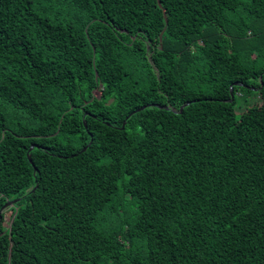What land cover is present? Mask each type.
<instances>
[{
	"label": "trees",
	"instance_id": "obj_1",
	"mask_svg": "<svg viewBox=\"0 0 264 264\" xmlns=\"http://www.w3.org/2000/svg\"><path fill=\"white\" fill-rule=\"evenodd\" d=\"M0 264H264V0H0Z\"/></svg>",
	"mask_w": 264,
	"mask_h": 264
},
{
	"label": "rangeland",
	"instance_id": "obj_2",
	"mask_svg": "<svg viewBox=\"0 0 264 264\" xmlns=\"http://www.w3.org/2000/svg\"><path fill=\"white\" fill-rule=\"evenodd\" d=\"M96 97H100V92H95ZM260 106L261 102L259 101L256 93H245L242 92L240 96L237 97V114L240 116V114L247 111V108L258 105ZM6 223H9V215L6 217Z\"/></svg>",
	"mask_w": 264,
	"mask_h": 264
},
{
	"label": "water",
	"instance_id": "obj_3",
	"mask_svg": "<svg viewBox=\"0 0 264 264\" xmlns=\"http://www.w3.org/2000/svg\"><path fill=\"white\" fill-rule=\"evenodd\" d=\"M237 85V84H236ZM232 92H233V90H232ZM232 96H233V94H232ZM165 109H169V107H164ZM184 108V107H183ZM183 108L181 109V111H183ZM145 109V107H143V108H141V109H138L137 111H135V112H133L130 116H132V115H134L135 113H137V112H140V111H142V110H144ZM32 148H34V147H32ZM87 150V148H84L83 150H82V152H84V151H86ZM30 162L32 163V159L30 158ZM17 201L18 200H15V201H10L9 203H7L6 205H5V207L2 209V211H1V213H3V210L5 209V208H9V207H12V206H14L16 203H17Z\"/></svg>",
	"mask_w": 264,
	"mask_h": 264
}]
</instances>
